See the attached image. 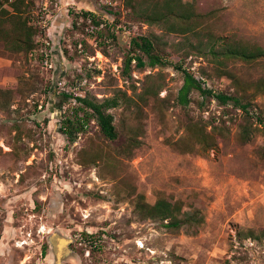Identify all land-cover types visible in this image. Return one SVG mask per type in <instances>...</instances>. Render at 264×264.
Instances as JSON below:
<instances>
[{"label": "rangeland", "instance_id": "1", "mask_svg": "<svg viewBox=\"0 0 264 264\" xmlns=\"http://www.w3.org/2000/svg\"><path fill=\"white\" fill-rule=\"evenodd\" d=\"M194 3L213 13L203 25L213 33L264 47V0ZM46 14L33 50L0 53V90L10 92L0 94V264H264V239L249 233L264 229V125L253 118L243 141L239 108L196 90L181 105L183 78L171 65L136 68L133 61L125 73L132 37L158 36L174 63L181 56L170 44L184 37L138 21L123 0H37L30 17L36 24ZM182 61L206 87L234 93L208 58ZM228 65L243 81L264 78V60ZM149 87L153 94L145 93ZM63 94L120 96L107 110L118 138L106 139L91 118L69 143L60 121L78 103ZM251 102V110L264 113V96ZM193 124L210 144L199 143ZM128 135L136 147L126 148ZM137 194L149 204L163 196L185 210L198 208L204 222L172 229L141 218ZM85 233L96 237L97 248L90 249Z\"/></svg>", "mask_w": 264, "mask_h": 264}, {"label": "trees", "instance_id": "2", "mask_svg": "<svg viewBox=\"0 0 264 264\" xmlns=\"http://www.w3.org/2000/svg\"><path fill=\"white\" fill-rule=\"evenodd\" d=\"M37 0H0V53L13 56L19 53L27 54L35 48L34 36L37 34V24L30 17L31 11ZM124 5L130 8L132 15L138 21L148 25L160 26L165 32L179 33L183 40L176 44H170L175 52H180V62H172L166 58L165 47L167 42L154 34L137 35L130 39L129 53L125 56L124 72L128 73L134 61L136 68L144 66L171 65L182 74V84L177 92V101L181 105H188L190 92L196 90L206 98H213L221 104H232L239 108L244 116V124L241 125L240 139L247 141L250 138L253 122L264 125V113L251 110L252 99L256 96H264V78L243 81L240 76L228 65L230 61H239L243 64L256 65L264 60V47L256 44L236 40L215 34L203 26L205 21L213 16V13H201L194 0H123ZM82 17L89 19L95 27L100 21L89 11H82ZM79 16V15H78ZM99 31H101L99 29ZM100 33V32H99ZM106 35L114 39L113 33ZM192 36L194 39L190 38ZM196 55L208 58L213 63L214 73L218 76L228 77L234 87L233 94L215 91L204 85L189 68L182 64L183 58L188 55ZM145 57V58H144ZM153 94V88L149 87L145 93ZM8 90H0V94H8ZM65 97L74 98L78 103L69 114H63L60 121V131L66 136L69 143H73L78 134L83 132L89 120L92 118L97 123L101 134L110 141L118 138V131L113 115L107 110L120 104V96H113L98 101L95 98L73 96L63 94ZM124 97V96H123ZM126 98V97H125ZM131 99V98H128ZM144 99V98H141ZM196 137L202 145L210 144L207 134L201 127L193 124ZM126 148L131 149L138 145L135 136L128 135ZM134 210L141 218H150L160 221L165 227L177 229L183 225L197 229L203 222L204 216L198 208L185 210L181 201H171L163 196H157L155 202H145L144 196L137 194L134 202ZM250 236L258 240L264 239V229L258 234L249 231ZM85 238H96L92 234H83ZM44 244L42 253L46 252ZM97 248L92 244L91 250Z\"/></svg>", "mask_w": 264, "mask_h": 264}, {"label": "built area", "instance_id": "3", "mask_svg": "<svg viewBox=\"0 0 264 264\" xmlns=\"http://www.w3.org/2000/svg\"><path fill=\"white\" fill-rule=\"evenodd\" d=\"M45 2H46V0H44ZM43 9H47V7L46 6H44L43 7ZM48 14H46L45 15V17H42L41 18V20L39 19V20H37L36 21V24H42V27H45L46 26V24L48 23V21H47V18H48ZM47 17V18H46ZM49 19V18H48ZM43 41V44H44V46H46V45H48L49 44V42H48V40H42ZM47 55V54H46ZM47 58H44V64L45 65H47ZM51 65L49 64V67H50ZM85 239V238H84ZM86 240V239H85ZM85 242H87V243H89V246L91 247L92 246V244H94V245H96V243H97V241H92V239H90V238H87V241H85ZM89 252H88V250H87V252H86V254H88Z\"/></svg>", "mask_w": 264, "mask_h": 264}, {"label": "crops", "instance_id": "4", "mask_svg": "<svg viewBox=\"0 0 264 264\" xmlns=\"http://www.w3.org/2000/svg\"><path fill=\"white\" fill-rule=\"evenodd\" d=\"M53 27L52 28H55V26H56V20L53 22Z\"/></svg>", "mask_w": 264, "mask_h": 264}, {"label": "water", "instance_id": "5", "mask_svg": "<svg viewBox=\"0 0 264 264\" xmlns=\"http://www.w3.org/2000/svg\"><path fill=\"white\" fill-rule=\"evenodd\" d=\"M65 242H66V244H67V240H66Z\"/></svg>", "mask_w": 264, "mask_h": 264}, {"label": "bare ground", "instance_id": "6", "mask_svg": "<svg viewBox=\"0 0 264 264\" xmlns=\"http://www.w3.org/2000/svg\"><path fill=\"white\" fill-rule=\"evenodd\" d=\"M52 27H53V25H52Z\"/></svg>", "mask_w": 264, "mask_h": 264}]
</instances>
